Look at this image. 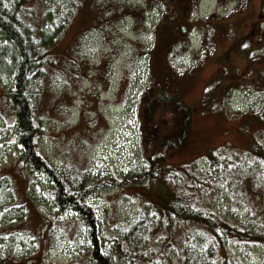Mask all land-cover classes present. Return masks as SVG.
Listing matches in <instances>:
<instances>
[{"label": "rangeland", "instance_id": "rangeland-1", "mask_svg": "<svg viewBox=\"0 0 264 264\" xmlns=\"http://www.w3.org/2000/svg\"><path fill=\"white\" fill-rule=\"evenodd\" d=\"M195 1V14L206 19L203 49L194 30L167 60L159 41L170 27L166 18L172 16V27L184 25L186 16L172 11L191 10ZM23 6L29 20L54 30L34 102L40 151L82 177L81 197L93 215L56 202L45 171L17 158L21 133L7 97L14 80L0 74V264H103L101 257L132 264L122 235L144 223L147 257L135 264H203L198 244L213 249L204 264H264L263 241L220 239L206 225L209 217L234 220L237 209L264 221V151L249 155L264 140V0H26ZM209 49L213 56L186 70L191 53ZM151 81L178 92L190 110L177 148L144 140L152 127L141 115V94ZM152 116L158 125L167 119L156 130L162 138L177 124L161 102ZM217 155L245 164L238 184L221 176L210 183L215 171L206 158ZM153 156L161 169L151 178L141 166ZM181 191L193 214L205 213L204 225L163 216ZM143 248L135 253L142 256Z\"/></svg>", "mask_w": 264, "mask_h": 264}, {"label": "trees", "instance_id": "trees-1", "mask_svg": "<svg viewBox=\"0 0 264 264\" xmlns=\"http://www.w3.org/2000/svg\"><path fill=\"white\" fill-rule=\"evenodd\" d=\"M24 1L26 0H0V33L3 36L0 41V74L13 76L14 80L10 94L7 97L14 107L16 123H18L21 133L19 149L22 153L17 158H21L25 165L30 164L39 170L45 171L56 202L58 201L62 206H71L72 204L78 211H83L85 216L92 217L91 208L86 205L85 200L83 203L81 197V191L85 189L82 186V177L72 169L71 171L60 170L40 151L39 142L42 131L41 124L34 111V102L37 101V96L42 90V77L45 63L48 61L47 49L54 36L52 32L54 30L51 27L49 29V26L42 20L44 26H40L41 22L39 20H29L27 17L28 9L23 6ZM63 3L62 1L59 5ZM261 142L257 145L258 151L257 149L250 150L249 155L264 151V140H261ZM228 158L224 159L223 155L206 158L207 168L215 171V176L210 180V183L212 181L216 183L221 176L232 180V184H238V175L241 174L240 167L245 164L236 160L231 162V158ZM150 159L151 161L147 166L141 167L151 170L149 176L153 178L155 177V171L161 168L153 167L158 163H155L154 157ZM152 161H154V164ZM198 173L200 175V172ZM193 175L198 178L196 174ZM185 196L186 194L182 191L175 193L171 197L169 205L165 207L163 216L169 221H172V218L179 217L180 220L189 221L188 219L191 218L203 223L205 213L202 214L196 211L193 214ZM67 202L69 204H66ZM237 210L245 215L244 219L240 215L236 217L240 212H236L234 220L231 216L209 217V221H206L207 227L218 234L220 239L223 236L234 234V238H241L246 242L250 240L264 242V221L260 219L259 215L253 217L242 211L243 209ZM144 225L145 223L135 224L127 229V233L122 235L129 253H126V259L132 264H135L134 260L136 258L147 257L145 250L148 245V230L146 231L147 227ZM93 237L96 240V237ZM142 247H144L141 251L142 256H138L135 252ZM209 249L213 250L210 246L205 248L201 244L197 245L199 251L197 252V258L203 264L209 261ZM100 260L103 264H106L103 257Z\"/></svg>", "mask_w": 264, "mask_h": 264}, {"label": "flooded vegetation", "instance_id": "flooded-vegetation-1", "mask_svg": "<svg viewBox=\"0 0 264 264\" xmlns=\"http://www.w3.org/2000/svg\"><path fill=\"white\" fill-rule=\"evenodd\" d=\"M196 2V1H195ZM200 5V2L192 3L191 10H187L185 8H174L172 11L175 12L176 15L179 16H186L185 24H180L179 21H176V25L173 27L170 24L169 18L172 16H169L166 18L168 21L170 27H165L162 30V36L159 41L163 42V46H166L165 54L167 56V60L169 57L174 54L176 47L179 46L181 36H190L192 31L196 30L201 33V37H198L197 43L199 46V49H203L202 44L204 41V32L202 29V23L206 20H199L198 15L195 14L196 9H198ZM213 15H209L207 19L212 17ZM200 21V22H199ZM202 22V23H201ZM209 37H211V34H209ZM157 40V39H156ZM175 48V49H174ZM214 49L206 50L205 54L197 55L196 53H191L190 59H189V67L186 68V70H192L195 67L199 66V63L201 61V58L205 57H211L214 55ZM179 57V55H178ZM177 76L183 75L181 72L176 73ZM168 94V95H167ZM141 98H143V101L140 104V112L141 115L143 113L145 126L152 127V130H150L147 135L148 137H144V140L149 141L152 144H159L160 146L168 149L167 147L177 148L178 146H181V144L185 140L186 136V129H187V119L190 115V110L184 105V100L181 98L178 92L175 93H167L166 91L162 90L161 88H157L156 83L154 81H151L149 83V87L146 88L145 92L141 94ZM161 102L163 106L170 109L172 114L177 119V124L173 130H171L169 133H166L164 135V138L160 137L159 134L156 132V130L159 129V126L166 125L167 119H161L159 124H155L153 122V112L155 110V107ZM188 115V116H187Z\"/></svg>", "mask_w": 264, "mask_h": 264}, {"label": "bare ground", "instance_id": "bare-ground-1", "mask_svg": "<svg viewBox=\"0 0 264 264\" xmlns=\"http://www.w3.org/2000/svg\"><path fill=\"white\" fill-rule=\"evenodd\" d=\"M156 166V165H155Z\"/></svg>", "mask_w": 264, "mask_h": 264}]
</instances>
